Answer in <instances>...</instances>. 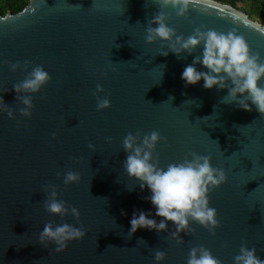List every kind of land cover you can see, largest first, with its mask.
I'll use <instances>...</instances> for the list:
<instances>
[{"label":"water","instance_id":"95a60500","mask_svg":"<svg viewBox=\"0 0 264 264\" xmlns=\"http://www.w3.org/2000/svg\"><path fill=\"white\" fill-rule=\"evenodd\" d=\"M212 4H192L180 17L158 0H29L22 12L0 16V90L9 89L0 96L15 116L0 113V264H157V250L166 253L159 264H187L190 249L201 245L222 264H234L245 240L264 260V114L251 101V111L223 102L227 88L205 89L203 80L186 86L182 72L195 57L202 59L203 44L178 57L167 42L145 40L146 29L158 27L150 21L163 12L185 39L202 25V31L225 34L235 29L264 62V23ZM25 60L31 61L29 72L41 65L51 77L40 92L28 94L31 118L20 115L24 105L13 88L27 72H12L3 63ZM195 67L208 71L202 63ZM97 84L104 88L98 95L111 102L102 111L93 95ZM258 86L264 87V77ZM153 130L167 138L153 154L159 167L166 170L194 152L225 171L226 183L209 193L220 222L215 235L190 221L194 232L181 233L183 243L143 228L127 237L134 211L151 213L157 223L162 219L146 199L151 191L141 190L123 167L127 134ZM67 171L79 173L80 182L64 185ZM48 184L58 186L57 199L79 210V221L45 210ZM49 222L83 225L87 235L54 253V244L39 242ZM167 224L175 230L173 222Z\"/></svg>","mask_w":264,"mask_h":264},{"label":"clouds","instance_id":"9594fccd","mask_svg":"<svg viewBox=\"0 0 264 264\" xmlns=\"http://www.w3.org/2000/svg\"><path fill=\"white\" fill-rule=\"evenodd\" d=\"M158 3L164 8L169 6L175 8L177 16L180 17L186 16L192 4L215 6L212 0H158ZM168 19L163 12L157 13L150 24H156L158 27L149 26L146 29L145 40L149 44L157 40L167 42L169 50L178 57L184 52L191 55L198 46L203 44L202 59L200 56L195 57L193 63L186 66L182 72L181 78L186 82V86H194L203 80L205 89L227 88L228 95L223 98V102H236L241 109L251 111L248 103L251 101V104L255 105L261 114H264V87L258 86V82L264 77V62L260 61L258 53L252 54L243 36L238 35L235 29L226 34L211 29L202 31V28L206 27L202 25L195 28L194 33L185 39L182 35H177L175 29L168 26L166 23ZM253 26L259 28L260 24L256 23ZM168 54L169 52L165 51L161 55L167 56ZM3 63L8 64L12 72L18 70L27 72L25 79L14 84L13 88L17 93L15 99L24 105L19 109L20 115L31 118L34 104L32 96L28 94L40 92L51 80L49 73L41 65L31 66L29 72L31 61L28 60L23 63L19 61L15 63L3 61ZM200 63L208 69L207 72L197 70L195 65ZM229 80L232 86H229ZM8 91L9 89H3L0 93ZM101 92H104V88L97 84L96 91L93 93L97 100V111L111 107V102L107 97L101 98L98 95ZM238 97L242 98L238 99ZM0 113H6L9 119L15 118L13 109L5 103L2 96H0ZM52 136L55 138L56 133L53 132ZM107 139L111 142L110 137ZM160 142L167 144V138L156 130L147 134L137 132L135 135L130 132L123 140V149L127 153L123 167L129 177L140 182L141 190L147 187L151 191V196L146 199L150 200L156 209L155 216L162 218L157 223L156 219L149 218L151 213L142 210L134 211L127 237L130 239L137 230L143 228L150 231L155 230L158 233L168 232V237L177 243H183L180 234L194 232L190 221L197 222L215 235V229L220 226V222L217 219L216 209L209 206V193L226 183L225 171L214 168L210 156L198 155L194 152L189 154L191 159L186 157L182 162L168 164L165 170L159 167L158 156L153 155ZM88 148L95 152L93 144H89ZM59 176L60 173H57V177ZM80 180L79 173L73 171H67L63 176L64 185L78 184ZM57 189L58 186L54 184L44 187L46 198L43 206L45 210L61 218L71 215L79 221V210L67 205L66 201L57 199ZM168 221L174 223L175 230L168 229ZM86 235L87 231L83 225L75 227L68 223L54 225V222H49L40 232L39 242L45 248L52 243L55 245L54 253H62L70 242L82 240ZM52 254L51 252L50 255ZM165 258L164 251H155L154 259L157 264ZM187 264H222V262L201 245L190 249ZM234 264H264V260L256 255L255 247L251 249L247 247L245 240L242 242L239 254L234 257Z\"/></svg>","mask_w":264,"mask_h":264},{"label":"trees","instance_id":"16d2710c","mask_svg":"<svg viewBox=\"0 0 264 264\" xmlns=\"http://www.w3.org/2000/svg\"><path fill=\"white\" fill-rule=\"evenodd\" d=\"M238 9L255 21L264 23V0H213ZM29 4V0H0V16L8 13L15 15L22 12Z\"/></svg>","mask_w":264,"mask_h":264}]
</instances>
